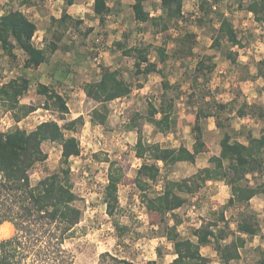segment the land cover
<instances>
[{"label": "rangeland", "instance_id": "1", "mask_svg": "<svg viewBox=\"0 0 264 264\" xmlns=\"http://www.w3.org/2000/svg\"><path fill=\"white\" fill-rule=\"evenodd\" d=\"M21 1L0 0V15L10 9H21L36 23L33 42L41 48L53 41L55 33H61L58 41L60 55L58 52L54 57L61 65V78L54 82L46 79L45 74L51 72L48 73L44 64L42 70L40 67L25 68L22 50L16 47L15 58H11L0 46V84L18 76L27 77L29 88L19 102L36 107L16 122L11 112L0 105V130L19 126L29 131L45 120L53 119L63 125L79 115L83 117L82 124H77L73 131L64 129L66 135L77 138L80 149L78 155L69 158V176L80 220L72 236L65 240V248L77 263H93L100 253L108 251L137 263L155 260L156 264H169L174 257L172 243L163 236L164 225L152 223L154 216L146 211L140 191L133 183L142 161L134 152L137 130L141 129L147 142L169 148L183 144L191 149L195 141L196 110L202 108L212 113V116L199 119L206 145L204 151L196 155L194 162L180 161L161 167L158 181L152 182L146 190L150 196L162 189L165 176L182 179L198 168L212 165L209 158L218 154L224 132L230 133L231 141L245 142L248 132L259 136L264 119L257 112L260 107L264 110V78L257 75L256 63L264 58V23L255 21L253 14L246 9L249 0H240L242 6L239 0H206L205 9L200 8V0H182L183 17L169 21L166 31L156 29L149 21L137 22L131 8L133 0H107L110 11L103 23L93 13V0H75L70 7H65L64 1L61 4L56 0H28L29 5L21 4ZM144 5L153 14L151 16L165 15L161 0H147ZM64 9L69 11L73 20H80L79 23L72 22L65 27L51 20L53 16L59 17ZM222 15L231 21L241 45H232L221 37L219 46H212ZM186 32L195 35L191 53L175 57L173 50L177 43L174 40ZM97 38L99 42H96ZM165 40L169 57L160 63L156 47ZM118 41L122 43L121 49L115 45ZM134 47L146 49L148 58L157 62L158 70L148 74L138 72L134 64L135 53L123 52ZM228 52L235 54V62L227 57ZM200 59L205 62L211 59L214 69L211 72L196 71ZM101 65L116 69L130 87L129 93L107 101L102 107L106 110L103 124L90 120V112L97 104L86 97L82 89L86 81L99 78ZM41 79L61 92L68 113L62 116L53 108L43 106L46 97L37 91ZM164 82L167 83L165 88ZM162 102L171 104L170 127L163 132L147 119L150 104L160 108ZM219 104H225V107L222 109ZM240 109L249 115H238ZM155 116L159 118L161 113ZM132 123L135 126H131ZM41 147L47 157L29 170L31 184L62 166L58 142L46 140ZM110 162L114 163L117 173L121 172L116 191L118 206L113 217L106 213L105 203ZM158 163L162 166L161 162ZM247 176L252 183L261 180L259 174ZM229 196L230 188L224 181H206L197 191L187 194L185 202L175 210L180 220L177 231L182 237L195 241L194 228L203 219L215 220L222 210L229 224L227 237L222 242L231 241L238 235L236 221L246 208L245 205H226ZM263 204V193L251 198L247 208L257 215L261 230L254 236L244 235L246 240L239 248V258L228 264H257L264 248ZM166 219L173 223L169 214ZM114 220L126 226L120 237L114 228ZM4 222L0 224V239L12 235L14 230L9 222L11 227L3 231ZM223 224L218 220V226ZM200 252L208 257V264H221L212 244L202 245Z\"/></svg>", "mask_w": 264, "mask_h": 264}, {"label": "trees", "instance_id": "2", "mask_svg": "<svg viewBox=\"0 0 264 264\" xmlns=\"http://www.w3.org/2000/svg\"><path fill=\"white\" fill-rule=\"evenodd\" d=\"M66 6L72 5L75 0H63ZM147 0H133L131 5L134 19L137 22H151L156 28L166 31L171 20L183 17L182 0H161L165 15L151 16L145 9ZM22 0L21 4H28ZM206 0H200V8L205 9ZM239 5L242 2L239 0ZM246 9L254 16L255 21L264 23V0H249ZM93 13L103 23L105 15L110 11L107 0H93ZM223 16V15H222ZM52 21L60 26H67L80 20H73L72 16L64 9L59 17L53 16ZM37 30L36 23L21 9H10L0 15V46L3 52L15 58L14 49L23 51L25 68H37L48 60V54L53 53L58 47L61 33L53 31V41L38 47L33 42ZM217 34L212 40V46L218 47L220 39L225 38L232 45H241L237 32L229 18L223 16L219 20ZM194 34L186 32L175 38L177 43L173 50L175 57H184L191 53ZM166 40L156 47L158 62L164 63L169 54L166 50ZM121 49L122 43L115 42ZM147 48V47H146ZM146 49L130 48L123 50L125 54L135 53L137 59L134 64L138 72L148 74L158 70L157 62L151 61ZM234 55V56H233ZM227 57L235 62V54L228 52ZM143 64V65H142ZM215 64L200 59L196 64V71L211 72ZM256 73L264 78V58L256 63ZM164 88L167 83H163ZM29 88V79L18 76L0 84V105L10 111L17 122L22 116L36 109L33 105L20 104L19 98ZM86 97L93 100L95 106L91 112V121L103 124L106 120L105 103L129 93V85L120 78L119 72L109 66H100L99 78L86 81L82 86ZM37 91L46 97L43 106L53 108L62 116L68 113L69 108L65 98L51 85L38 84ZM222 109L225 104H219ZM171 104L160 103V108L150 104L147 110V119L160 131L170 127L169 111ZM161 113L159 118L155 114ZM238 115H249L243 109L238 110ZM264 119V110L260 107L257 112ZM212 116L209 111L198 108L195 112L194 143L189 149L183 144L176 148L163 147L156 142H147L142 137L141 129L137 130V140L134 144L135 156L142 161L136 170L133 183L140 191V199L146 211L154 216L152 223L164 225L163 236L173 246L174 257L169 264H208V257L200 252L202 245L212 244L221 264H228L240 256L239 248L245 244V237L258 234L260 224L257 215L249 211L250 200L259 193L264 194V124L259 136L248 132L246 141H231L229 132H224L220 140L218 154L212 155L209 162L212 165L198 168L192 175L182 179H163L160 191L150 196L146 190L152 182L158 181L161 176V167L166 168L176 162H194L196 155L204 151L206 145L202 140V128L199 119ZM81 115L67 120L63 125L56 120H45L38 123L34 129L25 130L19 126L6 131L0 130V224L8 221L13 225V234L0 239V264H156L155 260L137 263L116 254L104 251L99 254L93 263H77L73 255L65 248V240L72 236L75 225L80 220V210L75 205L76 194L72 189L70 180L69 158L79 154V143L75 136L66 135L64 129L73 131L77 124H82ZM135 126V123L130 124ZM218 125V124H217ZM58 142L61 145V167L59 170L39 179L31 184L29 170L32 166L43 161L47 154L41 144L44 141ZM225 161L227 163L225 164ZM158 162L162 163V166ZM110 162L108 182L105 186L106 213L113 217L118 206L117 184L121 179V172L113 168ZM248 174H259L260 181L251 182ZM224 181L230 188V196L226 205H245L236 221L238 235L229 242H222L227 237L229 228L228 219L222 210L215 220L203 219L201 224L194 228L193 235L196 240L182 237L176 226L180 220L175 212L186 199L187 194L197 191L208 181ZM262 213L264 215V204ZM170 215L173 223H168L166 215ZM218 220L223 226H218ZM117 236L126 231V226L113 222ZM264 240V235H263ZM161 256L160 249H157ZM257 264H264V248L257 260Z\"/></svg>", "mask_w": 264, "mask_h": 264}, {"label": "crops", "instance_id": "3", "mask_svg": "<svg viewBox=\"0 0 264 264\" xmlns=\"http://www.w3.org/2000/svg\"><path fill=\"white\" fill-rule=\"evenodd\" d=\"M49 1V0H48ZM56 1H61V4L63 3V0H56ZM50 2V1H49ZM133 3V2H132ZM71 5H69V6H66L65 5V7H70ZM66 11H67V9H66ZM68 13H69V11H67ZM150 15H153V14H151V12H150ZM56 18H57V16H55ZM41 38V37H40ZM58 44H59V42H58ZM59 52V46L57 47V49L53 52V53H50V54H48V60L46 61V62H43V63H41L40 65H38V69H39V67H40V70H42V68H41V65L42 64H44L45 65V67L47 68V70H48V73H49V70H50V72H51V74L49 73V74H45L46 76H48V77H46V79H48V80H50V81H55L56 79H60L61 78V75L59 74L60 72H61V70H60V68L59 67H61V65H59V63L58 62H56V60L54 59V57H55V55L57 54ZM59 55H60V52H59ZM37 68H35V69H37ZM41 81V83H43V84H46V85H48V82H46V81H44V80H40ZM52 83V82H51ZM59 92V91H58ZM60 94H61V92H59Z\"/></svg>", "mask_w": 264, "mask_h": 264}, {"label": "bare ground", "instance_id": "4", "mask_svg": "<svg viewBox=\"0 0 264 264\" xmlns=\"http://www.w3.org/2000/svg\"><path fill=\"white\" fill-rule=\"evenodd\" d=\"M10 227H11V224H10L9 222H4V225L1 226V229H2L3 231H6V230H8Z\"/></svg>", "mask_w": 264, "mask_h": 264}, {"label": "built area", "instance_id": "5", "mask_svg": "<svg viewBox=\"0 0 264 264\" xmlns=\"http://www.w3.org/2000/svg\"><path fill=\"white\" fill-rule=\"evenodd\" d=\"M34 37H35V35L33 36V39H34ZM37 39H41V38H37ZM96 42H99V38L96 39Z\"/></svg>", "mask_w": 264, "mask_h": 264}]
</instances>
